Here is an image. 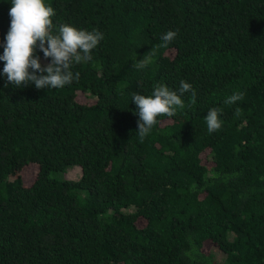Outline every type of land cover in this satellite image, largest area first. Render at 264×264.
<instances>
[{
    "label": "trees",
    "instance_id": "16d2710c",
    "mask_svg": "<svg viewBox=\"0 0 264 264\" xmlns=\"http://www.w3.org/2000/svg\"><path fill=\"white\" fill-rule=\"evenodd\" d=\"M45 3L54 32L104 38L58 89L17 88L0 60V264H264V0ZM10 8L0 0V55ZM181 80L196 102L185 93L140 138L133 95ZM212 107L223 124L209 133Z\"/></svg>",
    "mask_w": 264,
    "mask_h": 264
},
{
    "label": "clouds",
    "instance_id": "9594fccd",
    "mask_svg": "<svg viewBox=\"0 0 264 264\" xmlns=\"http://www.w3.org/2000/svg\"><path fill=\"white\" fill-rule=\"evenodd\" d=\"M11 17L9 31L5 37L3 55V74L7 82L20 88L34 83L36 89H58L78 81L80 73L73 72V66L89 62L92 52L104 38L98 29L91 31L78 28L69 23L60 24L54 32L52 17L55 10L45 0H11L9 10ZM177 30H169L161 36V43L156 48H167L178 35ZM38 50L44 59L50 62L42 65ZM152 49L141 60H136L137 69L146 68L154 55ZM31 69V71H30ZM7 87V83L5 84ZM191 92V103L196 102L195 90L184 80L180 81L178 90L170 89L166 84H156L150 95L134 94L132 101L136 104L139 119L138 135L147 137L158 123L159 116L174 117L178 108H184L182 97ZM243 99V93H234L227 97L225 104H234ZM223 109L212 107L204 118L209 133L222 128ZM240 114V110H236Z\"/></svg>",
    "mask_w": 264,
    "mask_h": 264
},
{
    "label": "rangeland",
    "instance_id": "374dc122",
    "mask_svg": "<svg viewBox=\"0 0 264 264\" xmlns=\"http://www.w3.org/2000/svg\"><path fill=\"white\" fill-rule=\"evenodd\" d=\"M81 170H82L81 166L75 164L72 166L70 165V167H68L64 173L68 172V174H70L69 176L76 177L81 174ZM24 173H25L24 177L26 178V181H31L36 173V168L28 167ZM210 249L214 250L217 253V255L219 254V248L217 246L206 247L207 251Z\"/></svg>",
    "mask_w": 264,
    "mask_h": 264
}]
</instances>
